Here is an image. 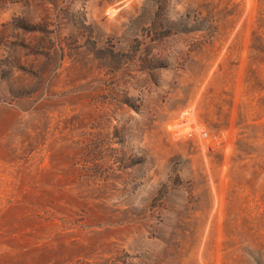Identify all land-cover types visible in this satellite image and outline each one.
Wrapping results in <instances>:
<instances>
[{"label":"rangeland","instance_id":"1","mask_svg":"<svg viewBox=\"0 0 264 264\" xmlns=\"http://www.w3.org/2000/svg\"><path fill=\"white\" fill-rule=\"evenodd\" d=\"M0 264H264V0H0Z\"/></svg>","mask_w":264,"mask_h":264}]
</instances>
